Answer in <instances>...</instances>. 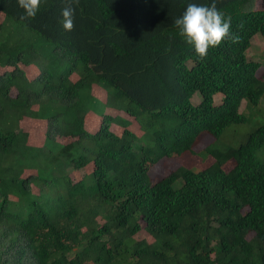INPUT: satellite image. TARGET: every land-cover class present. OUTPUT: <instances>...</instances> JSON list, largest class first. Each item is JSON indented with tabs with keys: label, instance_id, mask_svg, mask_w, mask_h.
I'll use <instances>...</instances> for the list:
<instances>
[{
	"label": "trees",
	"instance_id": "1",
	"mask_svg": "<svg viewBox=\"0 0 264 264\" xmlns=\"http://www.w3.org/2000/svg\"><path fill=\"white\" fill-rule=\"evenodd\" d=\"M256 1L217 0L238 41L202 59L174 20L212 0H79L72 31L63 0L28 19L0 0V264H264V125L236 149L218 144L245 122L242 101L264 97L261 64L246 56L264 39ZM27 119L45 130L40 145ZM205 136L210 166L150 181L149 165Z\"/></svg>",
	"mask_w": 264,
	"mask_h": 264
},
{
	"label": "rangeland",
	"instance_id": "2",
	"mask_svg": "<svg viewBox=\"0 0 264 264\" xmlns=\"http://www.w3.org/2000/svg\"><path fill=\"white\" fill-rule=\"evenodd\" d=\"M255 8H261V1L257 0L255 2ZM25 29V28H24ZM26 30V29H25ZM246 56L249 60L257 61L261 64L260 69L258 70L257 75H261L264 72V39L259 34H256L250 42V47L246 52ZM76 77L73 76L72 80L75 81ZM95 91V89H94ZM14 91L13 94L14 95ZM98 95V94H97ZM220 95L214 97V104H219L221 102ZM103 98V96H101ZM201 101V96L197 92L195 93L190 102L192 105H197ZM112 111L111 113H113ZM239 112L242 113L245 117V122L237 125L229 126L218 139V144L220 147H231L236 149L240 144L245 141V137L248 133H250L255 128L264 125V97L260 100L257 106H247L246 102L243 100L240 107ZM88 119V127L86 129L91 131H96L100 127V120L87 117ZM25 129L30 132L29 135V143L33 145H40L43 142V134L44 129L34 120L25 121L22 124ZM36 125V126H35ZM38 130H35V129ZM91 128V129H90ZM115 133L120 134L121 129H116ZM56 140L62 143H67L69 140H73L69 135L56 136ZM213 140L205 136L194 144L192 148V153H186L180 157H164L160 159L155 165H149L148 176L152 183H155L162 179L164 176L168 175L171 171L178 167H186V168H195V169H205L210 166L213 162V159L203 154V150L209 143ZM255 158L264 163V149H261L255 153ZM233 162H228L224 165L223 169L227 172L232 169ZM29 171H25L24 176L28 174ZM90 172L89 168H85L83 170H69L68 176L74 182H77L81 179H84L86 175ZM30 173V172H29ZM145 232L141 231L139 234L135 236V239H142L145 237Z\"/></svg>",
	"mask_w": 264,
	"mask_h": 264
},
{
	"label": "clouds",
	"instance_id": "3",
	"mask_svg": "<svg viewBox=\"0 0 264 264\" xmlns=\"http://www.w3.org/2000/svg\"><path fill=\"white\" fill-rule=\"evenodd\" d=\"M18 6L24 10L23 18H34L41 4V0H17ZM61 9V24L66 31L74 28L75 8L73 4L79 0H63ZM179 29V35L185 42L191 45L196 54L202 59L208 54L210 48L221 45L226 39L233 43L238 37L231 32V17H225L217 8V0H212L211 5L189 3L183 14L174 20Z\"/></svg>",
	"mask_w": 264,
	"mask_h": 264
}]
</instances>
